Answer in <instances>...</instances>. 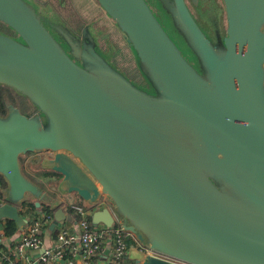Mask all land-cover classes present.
Returning a JSON list of instances; mask_svg holds the SVG:
<instances>
[{
	"label": "water",
	"instance_id": "95a60500",
	"mask_svg": "<svg viewBox=\"0 0 264 264\" xmlns=\"http://www.w3.org/2000/svg\"><path fill=\"white\" fill-rule=\"evenodd\" d=\"M94 1L128 52L47 2L0 0V85L31 106L0 114V221L20 235L32 201L47 239L76 223L75 194L150 251L135 264H264V0ZM41 152L61 197L22 170Z\"/></svg>",
	"mask_w": 264,
	"mask_h": 264
},
{
	"label": "built area",
	"instance_id": "2783aa9c",
	"mask_svg": "<svg viewBox=\"0 0 264 264\" xmlns=\"http://www.w3.org/2000/svg\"><path fill=\"white\" fill-rule=\"evenodd\" d=\"M99 204L104 205L105 200L101 199ZM67 209L74 214L76 223L61 222L55 228L53 244L49 246H44L42 235L47 231L52 211L45 207L37 210V216L26 214L28 221L12 251L4 247L5 220L0 221V260L5 264H93L105 252L107 264H135L126 259L132 233L115 226L116 223L110 227L94 226L89 219L90 208L86 205L71 203ZM28 250H41V253L31 259L26 254ZM146 251L150 253L148 249Z\"/></svg>",
	"mask_w": 264,
	"mask_h": 264
},
{
	"label": "rangeland",
	"instance_id": "374dc122",
	"mask_svg": "<svg viewBox=\"0 0 264 264\" xmlns=\"http://www.w3.org/2000/svg\"><path fill=\"white\" fill-rule=\"evenodd\" d=\"M40 1H44L43 3L47 2L49 3L54 11H58L60 12L59 14L61 15V17L65 18L67 21L69 22V20L67 19V17L63 16L66 15V13L68 11L71 10V8L65 7L66 6V2L69 1V3H71V5H73L76 9V11L78 12V14L80 15L82 21L86 22L89 27L90 30L93 32L95 30V32H100L97 30H101L102 32L98 33V34H106L108 35V40L111 42V44H115L117 46H121L123 45V51H129L127 50V46L125 41L122 39V37L117 33L116 28H114L113 24H111L108 21V17L105 15L104 11L100 8V6L96 3V1L94 0H62V2L60 0H40ZM219 2V0H216ZM205 2H208V0H206ZM69 3L67 5H69ZM35 5H37V7L39 9L42 10L43 13H48V9H50L46 4L42 5L41 2H34ZM211 3H209L208 5H210ZM196 7V5H195ZM196 9L198 11L194 12L195 18L198 21V23L202 26V28L211 30V26L208 23H204L205 22V16L204 13H206V8H197ZM158 17L161 19L162 24L164 25V27L166 28V30L168 31V33L170 34V36L179 43L178 38L176 37L169 20H167L166 18H164V16L159 12L156 11ZM70 25L73 26V24H71V22H69ZM1 30V29H0ZM3 31V30H1ZM108 41V42H109ZM106 41H104V47L105 50L108 49V47L110 46V44L105 43ZM180 44V43H179ZM114 46V45H113ZM125 46V48H124ZM183 47V46H181ZM125 53V52H123ZM184 54L186 55L187 52L185 51ZM187 57L188 54L186 55ZM129 64H132L131 61H129ZM11 92V91H10ZM4 93L6 95L8 94H13L12 92L9 93V90L7 88L4 89ZM10 101V100H9ZM12 102V101H10ZM9 102V103H10ZM14 103V102H13ZM47 155V152H41V153H27L21 160L22 163V170L30 177L32 178L35 182H37L40 186H42V188L52 192L53 195L57 196V197H61L59 195L58 192H56L55 188L57 186V183L59 181V176H53V177H48L45 175L44 170L41 168V159L43 156ZM48 177V178H47ZM50 179H54V183H49L48 180ZM83 204H85L84 201H82ZM42 207H40L39 209H41ZM21 210H25L26 207L22 206L20 207ZM49 209V208H48ZM92 208H90V212H91Z\"/></svg>",
	"mask_w": 264,
	"mask_h": 264
},
{
	"label": "trees",
	"instance_id": "16d2710c",
	"mask_svg": "<svg viewBox=\"0 0 264 264\" xmlns=\"http://www.w3.org/2000/svg\"><path fill=\"white\" fill-rule=\"evenodd\" d=\"M1 23V22H0ZM3 24V23H2ZM4 26H6L8 29H10L7 25L4 24ZM11 30V29H10ZM1 31V30H0ZM5 32V31H3ZM6 33V32H5ZM7 88L5 86H1L0 85V114L1 115H4L6 113V100H10V101H13V95L11 94H8L6 95L4 93V89ZM8 89V88H7ZM9 90V93H11L12 91L10 89ZM11 91V92H10ZM13 93V92H12ZM14 94V93H13ZM25 98V97H24ZM27 100V99H26ZM9 101V102H10ZM8 102V101H7ZM28 104H29V101L27 100ZM11 103V102H10ZM30 106V104H29ZM31 107V106H30ZM22 111V110H21ZM26 111V110H25ZM45 175L48 176V177H52V176H60L59 174L57 173H54V172H51V171H48V172H45ZM47 177V178H48ZM6 186V182L4 180V178L0 175V189L1 188H4ZM1 194V193H0ZM1 197V195H0ZM75 204H78V205H85L82 203V199L79 198L78 201L75 203ZM22 208L23 206L26 207L25 210H21V213L23 215H29V216H37V208L35 207L34 203L32 201H27V200H24L21 204ZM43 207V206H42ZM45 207V206H44ZM45 209H47V211H49V209L47 207H45ZM50 212V211H49ZM90 219V217H89ZM91 221V220H90ZM93 226V225H92ZM115 226L118 227L117 224H115ZM3 231H4V235L6 237H10L12 234H14V232L16 231V225L15 223L12 221V220H9V219H6L4 221V227H3ZM54 233L55 235V231L52 232V234Z\"/></svg>",
	"mask_w": 264,
	"mask_h": 264
},
{
	"label": "crops",
	"instance_id": "0c3cea01",
	"mask_svg": "<svg viewBox=\"0 0 264 264\" xmlns=\"http://www.w3.org/2000/svg\"><path fill=\"white\" fill-rule=\"evenodd\" d=\"M53 177V176H52ZM72 203H76L79 199V197H77L75 194H72ZM1 198V197H0ZM63 199V198H61ZM17 233H14V236H10L11 240H6L8 242V244L6 245V249L9 251H12V247L13 244L16 242V240L18 239V235ZM54 233L50 235V237H48L47 239H45V232L43 233L42 237L44 240H46L45 245L49 246L53 244V239H54ZM144 250L145 247L133 236V240L130 242V248L127 251L126 254V259L128 260V262H132L135 263L137 261V259L143 258L144 256ZM41 253V250H28L26 252L27 256H29L31 259H36L39 254ZM106 259V255L105 252L101 253V255L99 256V258H97L93 264H98V263H104ZM0 264H5L3 261L0 260Z\"/></svg>",
	"mask_w": 264,
	"mask_h": 264
},
{
	"label": "flooded vegetation",
	"instance_id": "af4514ba",
	"mask_svg": "<svg viewBox=\"0 0 264 264\" xmlns=\"http://www.w3.org/2000/svg\"><path fill=\"white\" fill-rule=\"evenodd\" d=\"M68 3H69V1L66 2V6L65 7L71 8V10L68 11L66 13V15H63V16L67 17V19L69 20V22H71V24H73L74 28H77L78 26H80V22L82 21V19H81L80 15L78 14V12L76 11L75 7L73 5H71V3H69V5H67ZM55 12H57L58 14L60 13L58 11H55ZM0 29L3 30V31H5L8 34H11V35L14 34V32L12 30L8 29L2 23H0ZM12 95H13V101L11 103L13 105L17 106L22 111L28 110L30 108V106H29L26 98H24L22 96H18L16 94H12ZM7 101L9 102L8 99L6 100V102Z\"/></svg>",
	"mask_w": 264,
	"mask_h": 264
}]
</instances>
